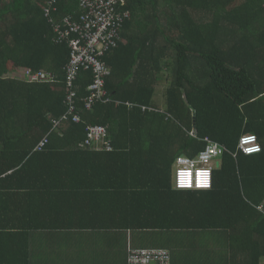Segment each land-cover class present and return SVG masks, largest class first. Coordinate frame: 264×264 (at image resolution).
<instances>
[{"label": "trees", "instance_id": "1", "mask_svg": "<svg viewBox=\"0 0 264 264\" xmlns=\"http://www.w3.org/2000/svg\"><path fill=\"white\" fill-rule=\"evenodd\" d=\"M86 1L0 0V215L14 210L11 203L20 201V191L30 195L32 188L47 207L55 202L53 193L33 187L40 177L28 173L33 168L66 173L81 155L93 165L116 157L138 186L125 190L134 191L132 197L127 194L111 206V214L122 219L114 225L138 237L158 227L198 230L195 238L209 244L221 234L217 260L204 256L213 264H242L241 252H227L241 243L252 249L253 259L259 257L262 252L256 250L264 243V0H118L104 9L115 26L108 32L116 31L117 37L99 57V70L94 64H71L70 38L56 30L66 32L67 21L78 24ZM153 53L171 58L166 112L153 106V81H164L146 71L149 64L159 66L147 61ZM17 70L24 73L20 78L14 76ZM33 74L39 78H30ZM98 79L105 82V97L101 89H92ZM101 127L106 139L89 137ZM248 134L257 136L261 153L247 156L237 149ZM208 137L226 149L216 160L212 191H177L178 159L197 158ZM75 153V162L69 161ZM153 186L155 191L148 189ZM3 224L0 245L12 233ZM167 246L128 245V252Z\"/></svg>", "mask_w": 264, "mask_h": 264}, {"label": "crops", "instance_id": "2", "mask_svg": "<svg viewBox=\"0 0 264 264\" xmlns=\"http://www.w3.org/2000/svg\"><path fill=\"white\" fill-rule=\"evenodd\" d=\"M158 57L156 53L149 56L148 62L160 63L159 66L149 64L146 71L149 76L164 77L163 82L153 81V85L157 87L153 106L155 111L166 112V95L170 85L167 78L172 73V68L167 67L166 63L171 58L164 54L161 58ZM135 61H138V58ZM134 65L136 63L131 66ZM196 67L198 65L194 63L193 70H196ZM197 81L200 83L199 79ZM159 119L160 117H156L153 120ZM197 130V124L194 122L193 133H197ZM236 138L237 136H234L233 139ZM78 154L68 155V160L75 162ZM102 157L107 159L108 156L102 153ZM101 160L102 164L93 165L90 164L93 162H88L90 160L81 155L74 166H68L66 173L54 170L55 174H52L50 168H41V171L33 168L28 171L30 175L38 173L40 176L37 177L39 180L35 178L33 187L53 193L55 202H51L47 207V204L39 199L42 195L38 189L33 193L32 188L30 195L20 191L23 192L18 196L20 201L11 203L14 210L0 215V221L4 223L3 229L11 226L9 229L12 230L9 236L3 237V243L0 245V264H129L128 245L149 247L154 246V243L168 244L167 249L173 256L172 264H213L204 258L208 255L213 256L214 262L217 260L221 250L217 242L223 238L216 232V237L209 244L208 241L205 243L203 239L195 238L194 234L198 230L180 232L158 227L155 230H147L138 237L137 234L131 236L129 231L114 225L122 219L121 215L111 214V206L121 204L122 197L127 194L132 197L134 191L130 193L125 190L137 189L138 179L136 176L134 178L125 174L120 167V160L116 157H110L108 161L102 158L99 161ZM51 176L56 178L51 179ZM44 177L47 179H41ZM125 180L127 183H123ZM148 189L155 191L154 186ZM218 193L223 195L220 190ZM129 203L132 201L125 202ZM16 207L20 211L18 214H15ZM92 207L98 210H92ZM223 235L227 237L228 231L227 235ZM150 238L153 239L149 240ZM142 244L144 246H141ZM262 245L256 250V254H262L254 259L251 256L252 249L244 243L233 245L227 252H241L242 264H253L252 260L264 264V243ZM160 246L157 244V247Z\"/></svg>", "mask_w": 264, "mask_h": 264}, {"label": "built area", "instance_id": "3", "mask_svg": "<svg viewBox=\"0 0 264 264\" xmlns=\"http://www.w3.org/2000/svg\"><path fill=\"white\" fill-rule=\"evenodd\" d=\"M93 0L86 1L82 7L86 11V15L82 17L80 22L73 24L70 21L65 22L69 27L66 32L61 28H56L60 35L63 34L70 38V46L72 48V63H85L87 65L94 64L97 69L102 66L99 57H101L108 48L114 45L115 38L117 37L115 26L106 17L105 12L114 7L118 0ZM106 11H105V10ZM47 16L49 11L46 12ZM53 22V19L51 20ZM64 37V36H63ZM84 39V42L82 40ZM29 71V70H28ZM21 76L23 72L19 71ZM17 77V76H15ZM45 78V74L42 75ZM20 78V77H18ZM32 79L39 78V75L33 74L30 76ZM98 85L92 86V89H101L102 97L107 95L105 91V82L103 79L97 80ZM104 88V91H103ZM93 140L101 141L106 139L105 128H93L88 134ZM193 135V134H192ZM209 145L205 151H202L197 158L181 157L178 159V168L176 169L175 189L177 191H192V192H208L213 189L214 182V168L217 165V159L225 154L226 149L219 144L210 142L209 138L204 139ZM46 142L40 144L41 147ZM108 149H112L108 146ZM237 149L243 154L248 156L256 155L262 152L256 135L248 134L243 136L238 141ZM171 252L169 250H141L129 252L130 264H170Z\"/></svg>", "mask_w": 264, "mask_h": 264}, {"label": "rangeland", "instance_id": "4", "mask_svg": "<svg viewBox=\"0 0 264 264\" xmlns=\"http://www.w3.org/2000/svg\"><path fill=\"white\" fill-rule=\"evenodd\" d=\"M14 76L21 77V73L17 70L14 72ZM244 155H246V154H244ZM174 170H175V168H174Z\"/></svg>", "mask_w": 264, "mask_h": 264}]
</instances>
